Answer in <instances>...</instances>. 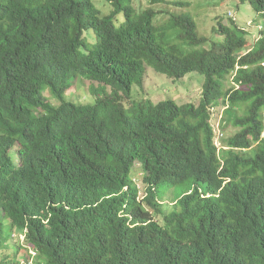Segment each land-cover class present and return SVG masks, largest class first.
Masks as SVG:
<instances>
[{
	"label": "trees",
	"instance_id": "obj_1",
	"mask_svg": "<svg viewBox=\"0 0 264 264\" xmlns=\"http://www.w3.org/2000/svg\"><path fill=\"white\" fill-rule=\"evenodd\" d=\"M107 1L102 15L92 0H0V248L4 220L26 229L0 264L28 246L40 264H264V0H240L259 21L251 46L233 20L206 45L187 0H149L181 9L165 20ZM148 66L201 73L197 103L134 99ZM76 78L92 102L67 98ZM220 105L222 128L239 127L228 149Z\"/></svg>",
	"mask_w": 264,
	"mask_h": 264
},
{
	"label": "rangeland",
	"instance_id": "obj_2",
	"mask_svg": "<svg viewBox=\"0 0 264 264\" xmlns=\"http://www.w3.org/2000/svg\"><path fill=\"white\" fill-rule=\"evenodd\" d=\"M96 8H98L102 15L109 14L113 6L107 0H92ZM174 1V0H167ZM185 1V0H184ZM189 2V10L194 16L198 31L200 34L205 35L208 38L206 45H209L212 39H220L213 32L212 27L217 21L226 22L231 25L233 20L234 25L242 27L248 32L247 46H251L259 36V21L253 20V12L249 4L242 3L240 0H187ZM132 5L137 11H140L146 7H153L159 11L167 10L169 13H160L158 15L159 20H165L170 12H180V8H176L168 3L151 4L149 0H132ZM122 18V15H117ZM232 18V19H231ZM225 23V24H226ZM88 36L91 39V31H88ZM204 77L201 73L190 72L183 78L173 80L164 74L155 72L149 66L146 68L144 80L141 86H134L132 90V97L136 100H151L152 102H158L166 98L175 100L178 104L183 103H197L201 93V87ZM73 86L66 92V96L71 97L72 101L78 103H90L95 99V96L90 93V82L87 80H81L76 78L73 82ZM92 85H95L92 83ZM46 96V95H45ZM47 99L53 104H58L59 101L51 95L47 96ZM221 109H214L215 119L211 121L213 131L218 132L220 129L224 133L226 138L228 135L234 134L238 129L236 127L228 126L224 130L220 126ZM219 128V129H218ZM216 145H221L220 142L214 138ZM224 142V140H222ZM133 180L139 187L140 197L142 196L144 185L142 183V169L140 164H136L134 171L132 172ZM10 232V227L7 220H4V234L7 235ZM10 236V237H9ZM7 236V242L5 248H0V257L9 256L14 253V249L17 245V239H21V235L17 234L15 230L14 234ZM22 253V250L18 249L17 256Z\"/></svg>",
	"mask_w": 264,
	"mask_h": 264
},
{
	"label": "clouds",
	"instance_id": "obj_3",
	"mask_svg": "<svg viewBox=\"0 0 264 264\" xmlns=\"http://www.w3.org/2000/svg\"><path fill=\"white\" fill-rule=\"evenodd\" d=\"M264 64V63H263ZM84 80H87V79H84ZM87 81H89V80H87ZM73 82H74V80H73ZM90 82V81H89ZM74 84H72L71 86H70V88L73 86ZM90 86V85H89ZM69 88V89H70ZM68 89V90H69ZM67 90V91H68ZM66 91V92H67ZM47 101L50 103L51 101H49L48 99H47ZM57 101H59L58 99H57ZM51 104H53L52 102H51ZM59 104V103H58ZM53 105H56V104H53ZM227 106H222V105H220V106H218V108H220L221 109V116L223 117V110L226 108ZM218 108H216V109H218ZM213 112V111H212ZM39 114H45V113H43V112H40ZM216 117H215V114L213 113L212 115H211V119H210V124H211V121L213 120V119H215ZM220 126H221V129H223L222 128V124H223V119L221 120V117H220ZM211 126H212V124H211ZM231 126V125H230ZM231 127H233V126H231ZM236 128L239 130V127L238 126H236ZM213 129V128H212ZM219 129V128H218ZM224 130V129H223ZM213 141H214V144H215V146L219 149V147H225V148H227L228 149V147L227 146H224L223 145V143H222V140H221V138H225L224 137V133L219 129L218 130V132H214L213 131ZM263 135H264V131H263ZM214 138L217 140V142H220L221 143V145H216V143H215V140H214ZM254 146V144L252 145V147ZM140 164V166H141V169H142V164H141V162H139V161H134V163H133V166H132V170H131V172H130V175L132 176V172L134 171V167H135V165L136 164ZM142 173H143V169H142ZM143 178V177H142ZM132 179H133V177H132ZM135 182V181H134ZM136 183V182H135ZM142 183H143V180H142ZM136 185H137V183H136ZM143 185H144V183H143ZM144 187H145V185H144ZM126 188L127 187H124V190H126ZM137 188H138V194H139V187H138V185H137ZM143 194H144V189H143V193H142V196H143ZM141 196V197H142ZM139 197H140V194H139ZM140 197V198H141ZM7 222H8V220H7ZM15 230L17 231V234L18 235H21V239H17V245H20V246H26L25 245V231H26V229H24L22 232L21 231H19V230H17V229H13L12 231H10V233H11V236L14 234V232H15ZM10 237V236H9ZM7 242V241H6ZM16 245V246H17ZM18 258H20L21 259V263L20 264H40V263H38V252H36L35 250H33L32 248H30L29 246L28 247H26V249L25 248H22V253H19V255H18Z\"/></svg>",
	"mask_w": 264,
	"mask_h": 264
}]
</instances>
